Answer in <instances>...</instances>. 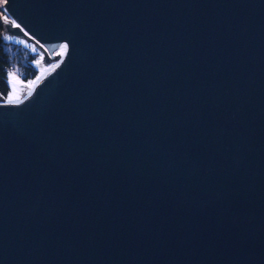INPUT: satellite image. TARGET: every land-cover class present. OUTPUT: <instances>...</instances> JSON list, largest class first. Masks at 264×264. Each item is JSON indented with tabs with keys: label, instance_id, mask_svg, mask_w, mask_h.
Returning a JSON list of instances; mask_svg holds the SVG:
<instances>
[{
	"label": "water",
	"instance_id": "obj_1",
	"mask_svg": "<svg viewBox=\"0 0 264 264\" xmlns=\"http://www.w3.org/2000/svg\"><path fill=\"white\" fill-rule=\"evenodd\" d=\"M2 9L46 68L0 101V264H264V0Z\"/></svg>",
	"mask_w": 264,
	"mask_h": 264
},
{
	"label": "trees",
	"instance_id": "obj_2",
	"mask_svg": "<svg viewBox=\"0 0 264 264\" xmlns=\"http://www.w3.org/2000/svg\"><path fill=\"white\" fill-rule=\"evenodd\" d=\"M0 0V91L7 94L9 85L7 82V74L9 71H14L22 80H32L29 91L40 77V73L34 65V60L38 57L35 47L24 45L11 39H5L2 35L4 31L5 17L11 19L6 11L2 9L3 2ZM59 62L55 61L48 65V70L52 68L53 64ZM46 68V65H45ZM44 68V69H45ZM29 91L25 94L27 95Z\"/></svg>",
	"mask_w": 264,
	"mask_h": 264
},
{
	"label": "rangeland",
	"instance_id": "obj_3",
	"mask_svg": "<svg viewBox=\"0 0 264 264\" xmlns=\"http://www.w3.org/2000/svg\"><path fill=\"white\" fill-rule=\"evenodd\" d=\"M12 21H13L12 19H4L3 20V22H4V31L2 33L3 37L5 39H11V40H14L17 42H21L24 45L29 44V46L31 48L32 47L36 48V46L31 41L26 39L25 37H22V36L8 32L7 25L14 26L12 24ZM63 51H64V49L62 50L59 46V48L55 51V54H61ZM37 61H39V62H37ZM33 62H34V65L36 66V68L38 70V73H40V76H41L43 71H44L45 65H46L45 63L42 62V55L37 57ZM53 65H56V64H53ZM53 65H52V68H53ZM49 70H47V71H49ZM9 72H12L14 75H13V77L10 78L9 75L7 74V82L9 85V90H8L7 94H3L0 91V101L18 102L26 96L25 94L29 91V87L33 83H32V80H30V79L29 80H22L14 71H9Z\"/></svg>",
	"mask_w": 264,
	"mask_h": 264
},
{
	"label": "snow or ice",
	"instance_id": "obj_4",
	"mask_svg": "<svg viewBox=\"0 0 264 264\" xmlns=\"http://www.w3.org/2000/svg\"><path fill=\"white\" fill-rule=\"evenodd\" d=\"M5 19H7V17H5ZM12 24L14 25V26H16V27H19V25L18 24H16V22L13 20L12 21ZM67 47V45H64V44H62V45H60V48L63 50V49H65ZM37 62H39V61H37ZM53 67H55V65H53ZM8 75H9V77L11 78V77H13V73L12 72H9L8 73Z\"/></svg>",
	"mask_w": 264,
	"mask_h": 264
},
{
	"label": "flooded vegetation",
	"instance_id": "obj_5",
	"mask_svg": "<svg viewBox=\"0 0 264 264\" xmlns=\"http://www.w3.org/2000/svg\"><path fill=\"white\" fill-rule=\"evenodd\" d=\"M36 53H37L38 57L42 55L41 52L39 51V49H37Z\"/></svg>",
	"mask_w": 264,
	"mask_h": 264
}]
</instances>
